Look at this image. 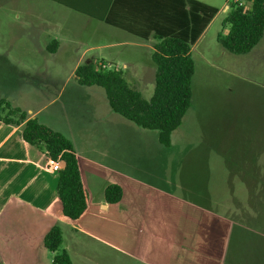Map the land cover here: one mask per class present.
Instances as JSON below:
<instances>
[{"label": "rangeland", "instance_id": "rangeland-1", "mask_svg": "<svg viewBox=\"0 0 264 264\" xmlns=\"http://www.w3.org/2000/svg\"><path fill=\"white\" fill-rule=\"evenodd\" d=\"M210 2L221 14L192 52L191 107L165 147L157 131L114 113L103 88L80 86L73 67L28 51L26 37L2 26L14 13L0 0V99L37 112L95 160L103 192L143 191L128 198L136 207L127 215H114L118 264H264V37L247 55L224 50L217 36L233 0ZM148 80L146 100L155 89Z\"/></svg>", "mask_w": 264, "mask_h": 264}, {"label": "crops", "instance_id": "crops-1", "mask_svg": "<svg viewBox=\"0 0 264 264\" xmlns=\"http://www.w3.org/2000/svg\"><path fill=\"white\" fill-rule=\"evenodd\" d=\"M144 1L4 0L13 4L14 14L5 16L2 26H12L16 36L26 37L32 46L27 47L28 51L48 53L59 59L52 62L56 66L47 62L53 68L73 67L76 76L80 66L92 62L105 64L107 68L122 70L128 83L141 92L140 85L156 75L153 61L155 40L152 37L144 40L105 19L133 21L140 17L136 14L140 8L136 4L144 5ZM198 1L216 7L211 0ZM226 7L223 12H227ZM220 14L221 10L193 46L192 52ZM224 33L227 34L228 30ZM67 58H73L74 63L66 64ZM76 80L78 83L77 76ZM58 82L55 76L51 79V83ZM36 113L30 110L29 117L38 120ZM73 146L79 158L82 182L89 193L88 211L79 220L62 215L57 196L58 173L49 170L45 153L24 141L22 126L0 122L1 264H52L54 254L46 249L44 239L59 223L65 233L64 249L73 264H118L117 251L114 252L113 248H118L113 243L117 238L113 228L119 222L114 215L120 212L127 215L136 207L127 203L128 198L141 195L143 191L134 189L128 192L123 187L122 200L117 204L108 203L96 161L84 160L74 143ZM121 224L125 225L124 222Z\"/></svg>", "mask_w": 264, "mask_h": 264}, {"label": "trees", "instance_id": "trees-1", "mask_svg": "<svg viewBox=\"0 0 264 264\" xmlns=\"http://www.w3.org/2000/svg\"><path fill=\"white\" fill-rule=\"evenodd\" d=\"M136 10L133 21L108 18L106 22L138 37L155 40L153 61L156 65L153 96L146 100L131 86L122 70L110 69L94 62L76 70L81 86L104 89L112 111L136 126L158 132V140L171 147L172 134L181 127L192 102L195 61L192 48L219 13L216 7L198 0H145ZM143 8V10L141 9ZM228 30L225 34L224 31ZM264 37V0H247V5L232 4L217 36L224 50L235 55H247ZM0 122L22 126L23 139L42 150L48 161L61 164L58 173L57 196L62 215L81 219L89 208V193L82 182L81 167L71 140L62 133L40 123L36 118L9 101L0 100ZM124 192L120 185L105 188L104 197L117 204ZM46 249L54 254L52 264H73L63 248V231L54 226L45 236ZM1 264V262H0Z\"/></svg>", "mask_w": 264, "mask_h": 264}, {"label": "built area", "instance_id": "built-area-1", "mask_svg": "<svg viewBox=\"0 0 264 264\" xmlns=\"http://www.w3.org/2000/svg\"><path fill=\"white\" fill-rule=\"evenodd\" d=\"M233 4H237L239 6L247 5V0H233ZM230 6L226 7V11L229 10ZM48 168L50 171L57 172L61 168V164H57L54 161H48Z\"/></svg>", "mask_w": 264, "mask_h": 264}]
</instances>
